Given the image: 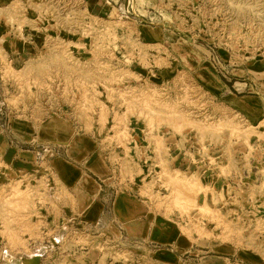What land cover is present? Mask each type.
I'll list each match as a JSON object with an SVG mask.
<instances>
[{
  "label": "rangeland",
  "instance_id": "rangeland-1",
  "mask_svg": "<svg viewBox=\"0 0 264 264\" xmlns=\"http://www.w3.org/2000/svg\"><path fill=\"white\" fill-rule=\"evenodd\" d=\"M5 30L0 264H264V0H0Z\"/></svg>",
  "mask_w": 264,
  "mask_h": 264
},
{
  "label": "crops",
  "instance_id": "crops-1",
  "mask_svg": "<svg viewBox=\"0 0 264 264\" xmlns=\"http://www.w3.org/2000/svg\"><path fill=\"white\" fill-rule=\"evenodd\" d=\"M13 39H14V37L10 38L9 32H7L6 30L5 31H1L0 43H1V46L3 47V49H7V50L8 49L9 50L16 49L17 51L26 49L27 46H24L23 43H22V47H21V44L18 43L20 41L19 40L18 41H16V40L14 41ZM63 130H64V134H63ZM63 130H62V128H59L58 130L56 128V132H54L55 133L54 134L55 135V137H54L55 142L57 141L58 138L62 139V140L63 139L66 140L67 138H69L68 135H70V134L67 132V130H65V129H63ZM139 144L141 145L140 147L143 146V144H141V143H139ZM180 155H181V157L182 156L185 157L184 153H181ZM101 160H102V158H101ZM89 166H90V170H94L95 171V172L91 171V173L94 176L96 175V173H99V175H101L106 180H108L107 178L110 177V174L107 171L105 164L103 163L101 165L100 160L96 159V162L93 161V163L90 164ZM99 187L101 188V186H99ZM101 207H102V204H101ZM114 207H115V212L119 215V218L120 219H124V220H129V223L132 222V221L139 220V218L142 217L143 213L144 212L146 213V207H144L142 205L138 206V204H136L132 200L128 199L126 197V195L125 196L124 195L123 196L120 195V197L117 198L116 204H115ZM99 209H100L99 207H95L94 206V208H92V210H90L88 213L85 212L86 213L85 215L93 219V218L97 217L95 212H96V210L99 211Z\"/></svg>",
  "mask_w": 264,
  "mask_h": 264
}]
</instances>
